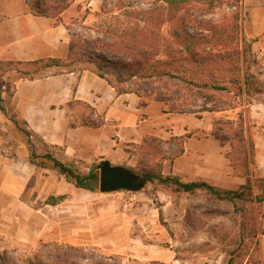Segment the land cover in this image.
<instances>
[{
  "label": "rangeland",
  "instance_id": "rangeland-1",
  "mask_svg": "<svg viewBox=\"0 0 264 264\" xmlns=\"http://www.w3.org/2000/svg\"><path fill=\"white\" fill-rule=\"evenodd\" d=\"M170 1L106 0L103 10L92 14L86 23L76 19L75 49L69 68L96 71L95 64L88 62L89 57L108 56L107 47L116 48L132 36L143 41L138 49L166 59L164 40L173 43L174 51L178 48L170 28L176 15L171 10L179 7L177 14L185 18L190 38L198 43L196 49L225 55L228 58L217 65L222 73L235 78L239 69L243 74L248 71L254 85L249 97H240L235 87L226 84L231 92L214 94L213 101L190 96L191 104L184 106L156 101L155 96L142 92L146 101L159 105L164 130L140 143L126 144L117 162L135 176L150 171L184 182L205 181L220 190H239L249 178L254 188L251 195L245 201L230 202L219 200L206 190L178 192L157 181L137 191L102 193L98 189L87 193L67 182L61 196L62 201H67L62 208L68 215L67 235L68 239H81L77 243L50 240L26 249H1L0 264H228L230 259L233 264H264V202L256 201V197L264 199V176L256 172L255 166H250L248 176L243 168L234 169L226 156L232 147L222 145L213 136L216 128H226L220 121H237L241 112L246 117L249 102L264 103V54H260L262 49L254 48L244 32L246 0H211L213 7L208 6L209 0H184L181 6L168 4ZM69 3L70 0H30L29 6L38 4L37 11L59 17ZM78 59L82 61L77 62ZM41 66L0 63V90L4 97L0 100L4 109H0V152L19 141H24L28 148L30 141L38 155L60 156L58 149L30 133L6 104L16 78L65 70ZM102 72L115 85L133 90L141 87L164 92V87L176 83L168 78L150 82L136 78L121 83L114 72L105 68ZM250 123L247 122L248 129ZM250 143L246 138L243 145L236 147L250 151ZM46 162L49 167L44 171H56ZM99 163L100 160L72 167L86 174ZM75 223L82 226L79 233H75ZM91 236L94 242L86 243Z\"/></svg>",
  "mask_w": 264,
  "mask_h": 264
},
{
  "label": "crops",
  "instance_id": "crops-1",
  "mask_svg": "<svg viewBox=\"0 0 264 264\" xmlns=\"http://www.w3.org/2000/svg\"><path fill=\"white\" fill-rule=\"evenodd\" d=\"M29 3L0 0V63L68 61L69 45L78 27L74 21L86 23L103 10L106 0H70L59 17L34 14ZM245 6L246 38L264 54V3L246 0ZM6 104L30 133L58 149L60 156L55 157L70 166L92 165L102 159L119 165L122 147L164 130L159 105L135 93H118L87 67L16 78ZM246 120L251 122L253 167L264 176V103L250 104ZM66 184L57 171H44L30 162L24 141L0 152V250L26 249L50 240L77 243L80 237L74 240L67 235L68 215L62 209L67 201L48 203L49 197L62 196ZM74 227L75 233L82 229L77 223ZM93 242V236L86 241Z\"/></svg>",
  "mask_w": 264,
  "mask_h": 264
},
{
  "label": "trees",
  "instance_id": "trees-1",
  "mask_svg": "<svg viewBox=\"0 0 264 264\" xmlns=\"http://www.w3.org/2000/svg\"><path fill=\"white\" fill-rule=\"evenodd\" d=\"M184 0H172L168 4L181 6ZM208 6L213 7L214 2L209 0ZM176 6V7H177ZM40 8L38 4L30 5V9L34 14L50 16L44 11H37ZM66 8V7H65ZM64 8V9H65ZM175 8V7H173ZM36 9V10H35ZM179 7L171 10L174 15L171 23L172 30L170 33L174 38L175 44L178 46L177 50H173L171 41L166 39V59H158L156 55L149 52L147 49H138L137 47L143 43L138 38L132 36L129 41L119 42L117 47H107L108 56L97 55V59L88 58L89 63L95 64L96 73L106 79L110 85H112L118 93H135L141 95V93H149V95L155 96L156 101L160 102H176L181 106L190 105L191 98L198 100L204 99L207 101L214 100V94L220 95L222 93L231 92V88H228L226 84L232 85L237 89L240 97L247 96L251 92V88L254 83L251 75L248 71L244 74L240 69L238 75L235 78H227L225 73L220 70V61L226 59L225 55H216L207 52H200L196 49L198 44L194 38H190L186 30V21L182 15L177 14ZM211 30V29H210ZM145 42V41H144ZM144 47H148L143 45ZM75 42L72 38L69 45V58L68 61L60 59H42L27 63L30 66H40L43 69H50L53 67H60L71 70L69 68L72 64L71 56L74 55ZM117 49V50H116ZM173 50V51H172ZM78 59L77 62H81ZM110 70L115 73V76L119 78L121 83L133 79H140L146 82L153 81L154 79L168 78L171 81L176 82L170 87H164V92H158L157 89L152 88L148 91L143 88L131 89L121 88L102 72V70ZM1 100V90H0ZM225 104H227L225 102ZM251 102L247 104L249 106ZM229 105V104H228ZM234 109V107H231ZM1 111L4 112L3 107L0 106ZM248 109V108H247ZM221 110V109H220ZM219 124H223L216 128L213 132V136L222 145L230 144L231 151L226 153V156L231 161V165L234 169L243 168L245 170L244 175L248 176L250 166L254 165V144L250 136L247 135L248 127L247 120L244 117L243 112L238 114L237 121H220ZM218 124V125H219ZM246 138L250 140L251 149L246 151L241 147H236L237 144L243 145ZM237 140V144L234 143ZM28 150L30 162L39 168H48L46 161L51 163V168L56 170L58 174L64 176L68 183L73 184L78 189H83L89 192H96L99 189L98 180L99 173L93 168L89 173L77 172L72 166L58 160L56 157L47 153L43 156L38 155L32 148L31 142L28 141ZM155 181L165 186H173L178 192L193 193L197 190H206L219 200L227 201H245L247 195H251L253 186L248 178L246 184L240 186L239 190H220L215 186L205 181H193L184 182L178 177L167 176L163 177L159 173L144 172L141 175L136 176L134 182L133 191L143 189L147 184L154 183ZM247 192V193H246ZM63 197H49L48 203L51 205L57 204ZM257 203L264 202V199L256 197ZM233 260L230 259L228 264H233Z\"/></svg>",
  "mask_w": 264,
  "mask_h": 264
},
{
  "label": "water",
  "instance_id": "water-1",
  "mask_svg": "<svg viewBox=\"0 0 264 264\" xmlns=\"http://www.w3.org/2000/svg\"><path fill=\"white\" fill-rule=\"evenodd\" d=\"M96 169L99 173L100 192L133 191L136 176L128 169L120 165H113L108 160H101Z\"/></svg>",
  "mask_w": 264,
  "mask_h": 264
}]
</instances>
